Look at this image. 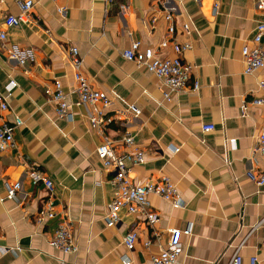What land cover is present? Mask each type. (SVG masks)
<instances>
[{"label":"crops","instance_id":"1","mask_svg":"<svg viewBox=\"0 0 264 264\" xmlns=\"http://www.w3.org/2000/svg\"><path fill=\"white\" fill-rule=\"evenodd\" d=\"M25 23L6 27L4 18L19 13L13 0H0V94L16 82L0 123H23L14 131L15 146L0 156V264H152L151 256L166 244L167 230L180 234L181 264H228L240 248L243 264L252 255L264 264V185L252 177L264 172V159L252 149L262 129L264 109L251 100L264 89V66L244 73L241 48L249 43L264 12L256 0H33ZM65 6L63 15L59 6ZM216 5V6H215ZM174 15L175 38L189 41L182 59L192 68L196 91L162 96L164 83L153 73L122 56L132 40L155 47L167 38L165 11ZM155 18V22H153ZM187 23L189 31L182 25ZM29 50L24 65L9 59L8 49ZM83 59L82 72L90 84L106 93L108 102L77 103L70 48ZM163 55H172L167 47ZM54 79L61 82L71 104L72 120L59 118L45 92ZM130 105L140 109L135 115ZM108 119L90 123L96 111ZM203 124L214 130L203 132ZM131 132L145 152V161L130 169L136 181L170 177L183 207L175 208L157 195L149 201L158 221L122 209L120 221H105L113 197L112 172L96 154L105 137L118 152L120 137ZM229 139H235L230 147ZM35 165L54 182L52 199L57 218L67 215L78 250L63 254L50 247L48 236L57 218L36 223L35 215L47 192L29 178ZM17 183V199L6 195L4 182ZM59 215V216H58ZM139 233L133 250L123 243L125 233ZM160 238L155 239V234ZM151 239L148 248L144 241Z\"/></svg>","mask_w":264,"mask_h":264},{"label":"built area","instance_id":"2","mask_svg":"<svg viewBox=\"0 0 264 264\" xmlns=\"http://www.w3.org/2000/svg\"><path fill=\"white\" fill-rule=\"evenodd\" d=\"M19 7V13L8 14L4 18L6 27L16 26L25 23L28 20L29 12L34 6L33 0H13ZM56 1V0H52ZM216 6V5H215ZM255 8L264 12V0H256ZM58 13L63 15L66 7L61 5L57 8ZM163 19L166 21L167 38L161 40L155 47L144 46L139 40H132L126 47L122 56L134 62L138 67H142L153 73L164 83L162 96L165 100H169L172 93L182 92L186 90L196 91L200 85L195 79L191 81L192 68L182 59L183 53L191 48L189 41L179 42L175 36L174 15L169 11H165ZM155 22V18L152 20ZM182 28L185 32L189 31V25L184 23ZM5 32L0 30V39L4 40ZM167 47L172 50V55H163L161 51ZM241 56L244 63V73L253 74L256 70L264 66V20L258 21L255 27V32L249 43H245L241 48ZM9 59L17 62L19 65H24L29 55V50H22L16 46H11L8 49ZM70 61L74 68V79L76 81L75 91L77 93V103L96 105L98 102L107 104L108 98L105 92L95 89L86 76L82 72L83 59L79 55L78 49L75 46L70 48ZM259 88L264 89V80L260 79L257 82ZM16 82L9 80L5 88V93L0 94V111L8 108V98L11 96ZM45 92L49 95L55 104V113L59 118L72 120L71 104L67 99V95L63 90L59 80L54 79L50 85L45 87ZM260 106L264 109V92L260 95H255L251 100H242L240 103V112L242 116H246L248 105ZM130 110L135 115L140 114V109L135 105H130ZM102 111L97 110L95 115L90 117V123L93 127L108 121L101 117ZM23 120L19 116H15L12 123H0V156L1 154L15 146L14 131L21 126ZM203 132L214 130L213 124H203L201 126ZM120 142L125 147L123 152H118L114 145V141L105 137L96 148V154L102 165L112 172L111 183L113 185V197L108 204L105 221L108 226H115L120 221V211L125 209L129 214H140L146 224L153 226L158 221V215L153 211L149 201L150 195H157L162 199L170 202L173 207H183L184 202L180 197L176 183L168 176H161L157 179H146L144 181H136L130 176V169L134 165L142 164L145 161V152L135 142L134 135L125 131L120 137ZM230 147L235 145V139L228 140ZM254 154L260 155L264 159V121L262 129L257 135L255 145L252 149ZM29 178L34 185H42L46 190V199L41 202V206L36 212L35 222L44 223L50 219L57 218V213L54 208L52 193L54 182L50 176L46 175L35 165L31 166ZM258 187L264 185V172L257 177H252ZM6 195L10 199H17V183L9 180L4 182ZM59 216V215H58ZM168 239L166 244L160 246L159 252L151 256L152 264H181L179 260L180 254L183 252L180 234H191V225H188L184 230L169 229L167 230ZM160 234H155V239L160 238ZM139 233L135 228L128 230L124 237L123 243L128 251L134 249L138 240ZM245 241L240 242L235 248L230 257L228 264H243L240 248ZM47 243L53 249L60 251L63 254L75 253L78 250V245L72 233V227L67 215L57 218L56 226ZM152 243L151 239L144 241V247L148 248ZM124 264H130V260L124 259ZM248 264H263L257 255H252L249 258Z\"/></svg>","mask_w":264,"mask_h":264}]
</instances>
